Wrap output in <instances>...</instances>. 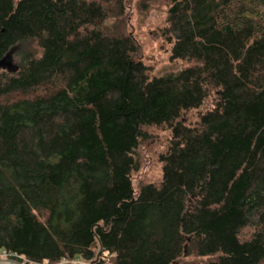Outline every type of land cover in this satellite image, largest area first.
Here are the masks:
<instances>
[{
  "label": "trees",
  "instance_id": "1",
  "mask_svg": "<svg viewBox=\"0 0 264 264\" xmlns=\"http://www.w3.org/2000/svg\"><path fill=\"white\" fill-rule=\"evenodd\" d=\"M168 2L187 66L151 77L124 0H0V60L20 56L0 68V252L264 264V0ZM152 127L171 131L162 180L136 192Z\"/></svg>",
  "mask_w": 264,
  "mask_h": 264
},
{
  "label": "rangeland",
  "instance_id": "2",
  "mask_svg": "<svg viewBox=\"0 0 264 264\" xmlns=\"http://www.w3.org/2000/svg\"><path fill=\"white\" fill-rule=\"evenodd\" d=\"M126 7V28L140 46V57L150 67V76H159L177 72L187 66V62L171 59L172 45L163 36L167 26L168 0H124ZM28 49H35L34 42L28 43ZM14 62L20 64V56L14 53ZM213 97L208 100L211 106ZM198 111L188 116L189 122H196ZM148 139L141 143L137 152L140 169L133 175V186L138 192L141 185L160 183L162 180V163L159 160L171 139V131L152 127L148 129ZM100 249L98 250V252ZM207 259L191 256L184 258L186 264H205ZM25 264V263H24ZM48 264V263H44ZM62 264H91L83 260L64 261Z\"/></svg>",
  "mask_w": 264,
  "mask_h": 264
},
{
  "label": "water",
  "instance_id": "3",
  "mask_svg": "<svg viewBox=\"0 0 264 264\" xmlns=\"http://www.w3.org/2000/svg\"><path fill=\"white\" fill-rule=\"evenodd\" d=\"M0 68L7 70L9 72L15 73L19 69V65L14 62L13 51H10L5 57L0 60ZM97 246V243L94 244ZM103 251V247L101 245L100 251L98 252L97 258L91 262V264H98L100 255ZM0 264H24L23 262L15 259H0Z\"/></svg>",
  "mask_w": 264,
  "mask_h": 264
},
{
  "label": "built area",
  "instance_id": "4",
  "mask_svg": "<svg viewBox=\"0 0 264 264\" xmlns=\"http://www.w3.org/2000/svg\"><path fill=\"white\" fill-rule=\"evenodd\" d=\"M0 259H15V260H19L15 256L9 254L7 251H4V250L0 252ZM64 261H62L60 263H56V264H62Z\"/></svg>",
  "mask_w": 264,
  "mask_h": 264
}]
</instances>
